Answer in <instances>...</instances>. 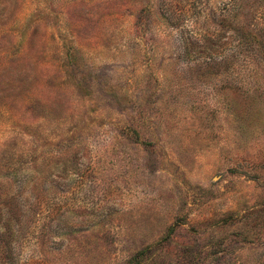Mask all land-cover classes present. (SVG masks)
<instances>
[{
	"label": "rangeland",
	"instance_id": "obj_1",
	"mask_svg": "<svg viewBox=\"0 0 264 264\" xmlns=\"http://www.w3.org/2000/svg\"><path fill=\"white\" fill-rule=\"evenodd\" d=\"M146 248L264 264V0H0V264Z\"/></svg>",
	"mask_w": 264,
	"mask_h": 264
},
{
	"label": "trees",
	"instance_id": "obj_2",
	"mask_svg": "<svg viewBox=\"0 0 264 264\" xmlns=\"http://www.w3.org/2000/svg\"><path fill=\"white\" fill-rule=\"evenodd\" d=\"M245 33V32H244ZM244 33L242 32V34H240L241 36V42L245 43L246 40L249 41V36L247 34L244 35ZM249 38V39H248ZM147 253V248L141 250L140 252L137 253V255H135L132 259H131V264H143V257L140 258L139 256H145V254Z\"/></svg>",
	"mask_w": 264,
	"mask_h": 264
}]
</instances>
